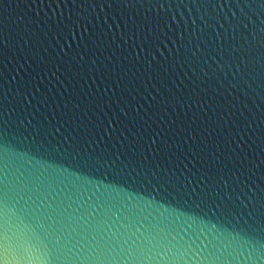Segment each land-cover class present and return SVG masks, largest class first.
<instances>
[{
    "label": "water",
    "instance_id": "95a60500",
    "mask_svg": "<svg viewBox=\"0 0 264 264\" xmlns=\"http://www.w3.org/2000/svg\"><path fill=\"white\" fill-rule=\"evenodd\" d=\"M0 177L58 264H264V0H0Z\"/></svg>",
    "mask_w": 264,
    "mask_h": 264
},
{
    "label": "snow or ice",
    "instance_id": "6c2138e0",
    "mask_svg": "<svg viewBox=\"0 0 264 264\" xmlns=\"http://www.w3.org/2000/svg\"><path fill=\"white\" fill-rule=\"evenodd\" d=\"M23 199V197H21ZM19 203V201H17ZM7 206V186L3 177H0V264H3L8 256L18 260L25 258L32 259L37 253L40 254L45 264H58L60 259L59 240H49L46 236H37L35 234L20 233L16 229L17 219L19 217L9 216L6 213ZM27 218V217H26ZM23 223V221H21ZM71 228V225H69ZM96 247L107 246L115 250L116 247H121V256H133V251L123 248V245L128 244V241H122L121 244H116L114 241L107 244L101 238L100 241H95ZM264 236L255 243L260 246L261 256H264ZM138 254L142 253V249H135ZM135 259V257H133ZM259 260V257H258Z\"/></svg>",
    "mask_w": 264,
    "mask_h": 264
}]
</instances>
